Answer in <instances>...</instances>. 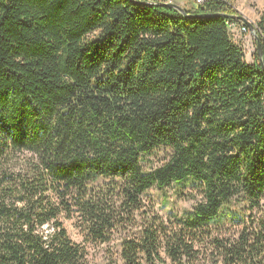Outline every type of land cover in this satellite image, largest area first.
I'll list each match as a JSON object with an SVG mask.
<instances>
[{
	"label": "trees",
	"instance_id": "16d2710c",
	"mask_svg": "<svg viewBox=\"0 0 264 264\" xmlns=\"http://www.w3.org/2000/svg\"><path fill=\"white\" fill-rule=\"evenodd\" d=\"M149 1L0 0V264H85L63 218L122 264H264V11L250 65L229 0Z\"/></svg>",
	"mask_w": 264,
	"mask_h": 264
},
{
	"label": "rangeland",
	"instance_id": "374dc122",
	"mask_svg": "<svg viewBox=\"0 0 264 264\" xmlns=\"http://www.w3.org/2000/svg\"><path fill=\"white\" fill-rule=\"evenodd\" d=\"M192 1L193 3L195 2V0ZM229 1L233 4V8L236 11V17L243 18V22L249 23L252 26L256 25L264 11V0ZM194 5L192 4V6ZM242 26L243 24L241 23L237 24V26H235L236 29L233 31L231 30V37L233 41L244 50L246 62L252 65L255 60L254 58L257 49L256 40L251 34V31L241 33L240 29H242ZM163 156L164 154L159 155L158 158H162ZM153 158L154 160L156 159L155 156ZM27 160L28 157H15L10 163L11 171L13 173L26 174ZM187 191L176 185H172L170 188L163 191H158L156 189L150 190L144 198L147 210L151 215L155 214L165 222L169 220L171 215H181L188 212L192 209L193 202H189L186 197L181 195V192H183V194H187ZM62 221L72 241L85 245L87 252L85 264H122L118 259V256L120 252V240L125 238V233H116L111 242L108 244L95 245L86 243L85 237L78 228L75 220H67L63 218ZM163 258L164 260H167L164 254Z\"/></svg>",
	"mask_w": 264,
	"mask_h": 264
},
{
	"label": "water",
	"instance_id": "95a60500",
	"mask_svg": "<svg viewBox=\"0 0 264 264\" xmlns=\"http://www.w3.org/2000/svg\"><path fill=\"white\" fill-rule=\"evenodd\" d=\"M135 4H138L140 6H151V5H159V6H167V7H170V8H173V9H176L178 10L180 13H182L183 15H187L185 10L179 6V5H176V4H172V3H154V2H134ZM192 17V16H191ZM193 17H197V18H206L208 17V15H197V16H193ZM239 20H243V18H238ZM250 30H251V34L254 36L255 40L257 41V47H258V50L260 51V57H261V60L263 58L262 56V53H261V50H260V43H259V39H258V35L256 33V26H252L251 24L247 23ZM261 63L263 64V60L261 61Z\"/></svg>",
	"mask_w": 264,
	"mask_h": 264
},
{
	"label": "crops",
	"instance_id": "0c3cea01",
	"mask_svg": "<svg viewBox=\"0 0 264 264\" xmlns=\"http://www.w3.org/2000/svg\"><path fill=\"white\" fill-rule=\"evenodd\" d=\"M160 1L178 4L184 8H188V9L192 8V4H193L192 0H160Z\"/></svg>",
	"mask_w": 264,
	"mask_h": 264
},
{
	"label": "built area",
	"instance_id": "2783aa9c",
	"mask_svg": "<svg viewBox=\"0 0 264 264\" xmlns=\"http://www.w3.org/2000/svg\"><path fill=\"white\" fill-rule=\"evenodd\" d=\"M197 2H198L199 4H204V3L206 2V0H197ZM230 29L233 31V30L236 29V27H235L234 25H231V26H230ZM240 32H242V33H247L248 30H247L246 27H243L242 29H240Z\"/></svg>",
	"mask_w": 264,
	"mask_h": 264
},
{
	"label": "bare ground",
	"instance_id": "6f19581e",
	"mask_svg": "<svg viewBox=\"0 0 264 264\" xmlns=\"http://www.w3.org/2000/svg\"><path fill=\"white\" fill-rule=\"evenodd\" d=\"M149 2H150V1H149ZM153 2H154V1H153ZM154 3H167V2L159 1V2H154ZM197 3H198V2H197ZM172 4H173V3H172ZM198 4H199V3H198ZM176 5H177V4H176ZM179 6H180V5H179ZM181 7H182V6H181ZM182 8H183V7H182ZM183 9H184V8H183ZM247 25H248V24H247ZM234 26H235V25H234ZM243 27H246L247 30H248V32L251 31V30H249L248 26L243 25L242 28H243ZM230 30H231V29H230ZM241 33H242V32H241Z\"/></svg>",
	"mask_w": 264,
	"mask_h": 264
}]
</instances>
